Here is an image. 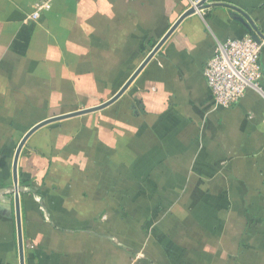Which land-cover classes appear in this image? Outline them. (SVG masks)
Returning a JSON list of instances; mask_svg holds the SVG:
<instances>
[{
  "label": "crops",
  "instance_id": "obj_1",
  "mask_svg": "<svg viewBox=\"0 0 264 264\" xmlns=\"http://www.w3.org/2000/svg\"><path fill=\"white\" fill-rule=\"evenodd\" d=\"M36 1L0 0V264H20L21 139L109 101L196 0H54L32 22ZM234 9L264 91V0H206L115 102L26 140L23 264H264V98L218 107L203 76L250 35Z\"/></svg>",
  "mask_w": 264,
  "mask_h": 264
},
{
  "label": "built area",
  "instance_id": "obj_2",
  "mask_svg": "<svg viewBox=\"0 0 264 264\" xmlns=\"http://www.w3.org/2000/svg\"><path fill=\"white\" fill-rule=\"evenodd\" d=\"M53 1L37 0L27 19L37 21L42 13L50 11ZM199 2H192V7ZM260 50V44L250 35L217 43L203 69L205 82L216 106L226 109L233 107L249 89L257 91L264 98V91L260 87Z\"/></svg>",
  "mask_w": 264,
  "mask_h": 264
},
{
  "label": "water",
  "instance_id": "obj_3",
  "mask_svg": "<svg viewBox=\"0 0 264 264\" xmlns=\"http://www.w3.org/2000/svg\"><path fill=\"white\" fill-rule=\"evenodd\" d=\"M206 0H201L196 7H191L188 9L181 17L170 27V29L166 32V34L162 37L160 42L156 45V47L152 50V52L148 55V57L141 63V65L136 69V71L131 75V77L126 81V83L123 85V87L107 102L103 103L102 105L98 107H94L91 109H84L81 111H77L74 113H70L68 115L60 116V117H53L51 119L45 120L34 127H32L21 139L19 142L14 157H13V163H12V176H13V184H14V206H15V221H16V233H17V243H18V255H19V262L20 264H23V245H22V232H21V219H20V208H19V195H18V181H17V162L19 158V154L21 152L22 147L24 146L26 140L37 130L42 128L43 126H46L50 123L58 122L61 120H65L67 118H72L84 114H89L92 112H96L99 110H102L106 108L107 106L111 105L113 102H115L119 97L122 96V94L127 90V88L130 86V84L135 80V78L138 76V74L141 72V70L145 67V65L149 62V60L155 55V53L158 51V49L162 46V44L166 41V39L172 34V32L176 29V27L181 23V21L192 14H194L196 11L203 8V4ZM235 10V9H234ZM236 13H238L239 17H236L237 20L244 26V28L249 32L253 40L259 44V37L261 38V35L257 33L255 35L253 32L256 31L255 26L251 23V21L248 20V23L245 22L246 16H244L241 12L235 10ZM247 19V18H246Z\"/></svg>",
  "mask_w": 264,
  "mask_h": 264
}]
</instances>
